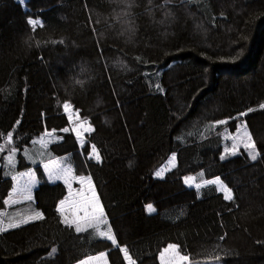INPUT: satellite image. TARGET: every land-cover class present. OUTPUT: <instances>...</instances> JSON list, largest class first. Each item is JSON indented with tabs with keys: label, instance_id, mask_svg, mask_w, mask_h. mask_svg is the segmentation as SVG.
<instances>
[{
	"label": "trees",
	"instance_id": "trees-1",
	"mask_svg": "<svg viewBox=\"0 0 264 264\" xmlns=\"http://www.w3.org/2000/svg\"><path fill=\"white\" fill-rule=\"evenodd\" d=\"M65 103L91 126L80 147ZM263 104L264 0H0V264L103 253L126 264L122 248L135 264H160L169 245L189 264H264ZM241 124L255 160L224 153V135ZM27 150L68 157L74 174L91 177L99 229L116 244L63 221L67 189L39 166L32 199L5 222ZM189 176L218 178L232 199L205 185L191 200Z\"/></svg>",
	"mask_w": 264,
	"mask_h": 264
},
{
	"label": "rangeland",
	"instance_id": "rangeland-1",
	"mask_svg": "<svg viewBox=\"0 0 264 264\" xmlns=\"http://www.w3.org/2000/svg\"><path fill=\"white\" fill-rule=\"evenodd\" d=\"M264 106V104L262 105ZM63 110L65 112L66 120L68 123V129L72 133V135L75 138V141L77 142L78 146H82L85 141L86 135L91 132L87 131V129H91V126L85 122L82 121L78 115L77 112L70 107L68 111L65 110L63 106ZM71 117V119H70ZM79 133V135H78ZM47 139L41 138L39 141V145H42ZM224 153L226 155L235 154L237 152L246 153L250 158L251 156L249 153L252 151L251 148H246L245 144L248 142V138L245 135V128L241 124L235 132L233 133H227L224 135ZM83 141V143L81 142ZM42 148V152H43ZM92 153V152H91ZM12 160H15V157H17L15 154L10 155ZM13 157V158H12ZM23 158V162L20 163L21 168L18 170V173L15 174L12 177V185L10 193L7 195L4 201L5 209L2 210V215H6L5 222H8L10 224H15L17 216L14 213V210L10 211V207L17 205L23 201H27L30 198L32 199L33 191L37 188L39 184V179L37 177V171L36 167L39 166L41 168V171L45 175V179L49 183H58L61 182L65 185L67 189L66 196L60 201L58 204V210L60 213V216L62 217L63 221L65 220V217H68L70 220L74 218L75 208L73 206L74 201H79L81 199V196L84 194H90L88 189L89 185L86 183H81L79 178L84 177L85 179L91 178L89 175H76L73 171H71L70 174H67L61 178H56L55 173L59 172L60 169H68L70 168L73 170L69 164L68 157H61V158H49V157H40V152L37 150L34 154H32L31 150L24 151L21 155ZM172 158V157H171ZM171 158L163 165L162 168H160L161 175L159 177H162L167 171L172 169L175 165L170 163ZM158 176V175H157ZM189 178H193L191 183H186V180ZM218 178L210 179L207 181H201L196 176H189L185 179L184 185L186 187V192L191 200L195 198V195L197 193V190L200 187H203L205 185H214L218 192L222 193L223 197L225 198V194L223 191L219 189V186L214 183H206L209 181H215ZM67 181V183H66ZM92 181V180H91ZM221 181V180H219ZM222 182V181H221ZM201 185L199 188L196 187V185ZM223 184V182H222ZM224 185V184H223ZM91 187H94L93 183ZM95 189V188H94ZM95 194L97 196L96 190ZM98 197V196H97ZM99 199V198H98ZM229 200V199H226ZM61 202H64L63 208L61 211ZM100 202V200H99ZM100 206L102 208L101 202ZM9 212H7V211ZM63 212V214H62ZM104 214V212H103ZM79 215H83V213H79ZM39 216V215H38ZM3 217V216H2ZM105 217V216H104ZM6 223V224H8ZM105 224L101 223L99 226ZM75 226V224H73ZM81 225L84 226L83 222H81ZM98 226V227H99ZM93 227H96V225H93ZM169 246L164 248L161 253L164 252L165 249H167ZM161 253L158 256V261L161 264ZM104 256H101L99 260H92L90 261V264H110L109 258L105 255L106 253H103ZM101 255V254H100ZM125 255V254H124ZM128 264V263H127ZM189 264V261L187 262Z\"/></svg>",
	"mask_w": 264,
	"mask_h": 264
},
{
	"label": "snow or ice",
	"instance_id": "snow-or-ice-1",
	"mask_svg": "<svg viewBox=\"0 0 264 264\" xmlns=\"http://www.w3.org/2000/svg\"><path fill=\"white\" fill-rule=\"evenodd\" d=\"M30 24H37L38 21H33V20H29ZM264 107V106H262ZM64 108L66 111H68L70 109V105H68L67 103H65ZM251 110V109H250ZM241 115H244V113H242ZM71 119V117H70ZM219 123H224V121H221ZM65 131H67V129H65ZM87 131H91V129H87ZM79 135V133H78ZM245 135L248 138V142L245 144L246 148H251L252 151L249 153V155L251 156V159L255 160L257 158V155L259 153H257L255 151V144L252 141V137L251 134L247 132V129L245 127ZM7 140L8 142H12V133L9 132L7 134ZM83 143V141H81ZM92 154L94 155V158L99 162L101 157L100 154L96 148L95 145H92ZM175 161V156L173 155L170 163L174 164ZM71 169H60L59 172L55 173L56 178H61L67 174L71 173ZM158 176L161 175V172L158 171L156 173ZM193 178H189L188 180H186V183H191ZM81 183H86L87 185H89V193L90 194H84L81 196V199L79 201H74L73 202V206L75 208V213H74V218L73 219H69L68 217H65L64 222L67 223L69 226H72L73 224H75V230L77 232H82L86 230V227H91L93 225L97 226V231L99 232L100 236L103 238H107L109 240L112 241L113 244H116L117 241L115 239V237L113 235H111V229L109 228L107 231H102L99 229V224L104 223L106 221V217H104L103 214V209L100 206V202L98 197L95 194V189L94 187H91L92 185V181L91 178H87L85 179L84 177H80L79 178ZM67 183V181H66ZM206 183H214L217 184L219 186V189L221 191L224 192L225 194V199H232V192L231 190L222 184L221 181H219V179L215 180V181H209ZM201 185L197 184L196 187L199 188ZM63 204L64 202H61V211L63 208ZM149 207V211H152V207L151 205L148 206ZM79 213H83V215H79ZM63 214V212H62ZM39 215V214H37ZM81 222H83L84 226L81 225ZM53 252H55V249L52 250ZM121 251L124 252L125 254V258L128 261V264H135V262L132 260L131 256H129L128 251L126 248H122ZM104 254H101V256H103ZM100 257H90L88 260L85 261H81V264H90V261L92 260H99ZM189 260V257L186 253L182 254L180 253V251L177 249V247L175 245H169V247L167 249L164 250L163 253H161V264H187Z\"/></svg>",
	"mask_w": 264,
	"mask_h": 264
},
{
	"label": "crops",
	"instance_id": "crops-1",
	"mask_svg": "<svg viewBox=\"0 0 264 264\" xmlns=\"http://www.w3.org/2000/svg\"><path fill=\"white\" fill-rule=\"evenodd\" d=\"M106 256H107V254H105ZM104 256V255H103ZM95 257H101V255H98V256H95ZM108 257V256H107ZM89 259V258H88ZM88 259H86V260H88ZM124 260H125V263L127 264L128 263V261H127V259L125 258V255H124ZM83 261H85V260H83ZM94 261V260H93ZM78 264H81V262L80 263H78Z\"/></svg>",
	"mask_w": 264,
	"mask_h": 264
}]
</instances>
